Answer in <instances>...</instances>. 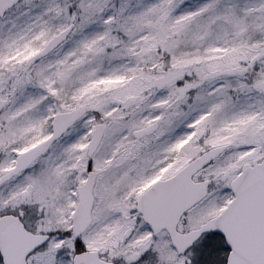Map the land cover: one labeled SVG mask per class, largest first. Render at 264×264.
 <instances>
[{
  "label": "snow or ice",
  "instance_id": "obj_1",
  "mask_svg": "<svg viewBox=\"0 0 264 264\" xmlns=\"http://www.w3.org/2000/svg\"><path fill=\"white\" fill-rule=\"evenodd\" d=\"M0 264H264V0H0Z\"/></svg>",
  "mask_w": 264,
  "mask_h": 264
}]
</instances>
